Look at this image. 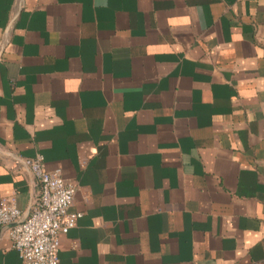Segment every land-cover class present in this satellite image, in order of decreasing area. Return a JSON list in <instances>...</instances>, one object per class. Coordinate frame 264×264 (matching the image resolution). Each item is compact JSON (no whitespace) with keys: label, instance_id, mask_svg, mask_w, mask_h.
Instances as JSON below:
<instances>
[{"label":"crops","instance_id":"0c3cea01","mask_svg":"<svg viewBox=\"0 0 264 264\" xmlns=\"http://www.w3.org/2000/svg\"><path fill=\"white\" fill-rule=\"evenodd\" d=\"M35 157L81 213L59 264H264V0H0V201L25 214Z\"/></svg>","mask_w":264,"mask_h":264},{"label":"built area","instance_id":"2783aa9c","mask_svg":"<svg viewBox=\"0 0 264 264\" xmlns=\"http://www.w3.org/2000/svg\"><path fill=\"white\" fill-rule=\"evenodd\" d=\"M16 169L26 168L38 185L27 214L13 198L0 201V231L6 229L21 264H59L58 236L75 226L81 213L71 212L74 187L58 172H49L41 157L22 158Z\"/></svg>","mask_w":264,"mask_h":264}]
</instances>
